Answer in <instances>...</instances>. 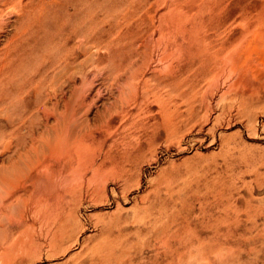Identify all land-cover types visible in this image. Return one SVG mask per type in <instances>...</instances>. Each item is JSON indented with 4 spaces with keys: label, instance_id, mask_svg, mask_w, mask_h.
<instances>
[{
    "label": "rangeland",
    "instance_id": "374dc122",
    "mask_svg": "<svg viewBox=\"0 0 264 264\" xmlns=\"http://www.w3.org/2000/svg\"><path fill=\"white\" fill-rule=\"evenodd\" d=\"M70 1L78 7L77 14H72ZM82 3L88 12L91 43L82 52L80 37L70 40L73 59L53 75L51 69L44 72V76L50 73L44 79L49 88L45 84L38 91L28 90L24 83L36 67H31L37 56L34 45L54 40L55 17L63 18L66 25L71 19L76 25ZM263 3L264 0H0V106L10 107L0 108V240L5 233L10 238L23 227L18 213L29 200L38 203L41 199L39 184L33 179L36 174L44 176L40 151L30 144L31 132L21 126L20 119L29 118V123L48 117L52 124L58 118L60 124L62 118H70L74 131L78 130L73 138L83 136L86 145L81 160L74 159L76 167L77 162H85L86 170L82 166V172L65 173L72 178L68 185L75 194L61 201L55 223H42L29 210L25 214L31 233L40 243L37 255L10 258L9 263L2 257L0 264H91L96 261L90 256L92 248L107 243L118 250L128 249L133 264H264V65H259L252 79L250 94L242 97L231 70L227 72L231 65V30L239 31L241 20L261 9ZM237 13L240 16H235ZM195 38H205L204 42L218 50L211 65L207 63L205 67L219 70L218 75L216 81L201 80L206 89L199 81L193 86L199 88L198 92L186 84L182 87L185 95L182 91L179 94L169 85L175 67L189 63L188 48L196 47ZM124 66L128 70L122 69ZM23 68L31 69L25 72ZM222 74H227V79ZM157 79L164 81L160 93H154ZM6 86L8 90L3 89ZM251 101L254 102L250 104ZM25 107L28 112L25 110L22 116ZM22 143L30 145V150ZM21 147L26 154H22ZM36 155H40V161ZM46 156L52 162L62 160L60 151ZM100 163L102 175H93ZM111 167L119 168L121 178L108 173ZM64 219L63 240L52 249L47 239ZM209 245L218 248L209 251ZM201 246L208 249L200 252Z\"/></svg>",
    "mask_w": 264,
    "mask_h": 264
},
{
    "label": "bare ground",
    "instance_id": "6f19581e",
    "mask_svg": "<svg viewBox=\"0 0 264 264\" xmlns=\"http://www.w3.org/2000/svg\"><path fill=\"white\" fill-rule=\"evenodd\" d=\"M41 2V1H40ZM59 2V1H58ZM262 2V1H261ZM65 2H63L64 4ZM67 3V1H66ZM82 7L80 8L79 10V17L80 19L78 20L77 24L75 25L74 23H71V19H70V23L71 24H68L67 25L64 23L63 21V18H58V17H55L57 18L58 20H56V31L53 33V35L56 34V37L54 38L53 41H50L49 44L47 42H45L44 44L40 41L39 42V39L37 38L36 36V41L39 42L40 44H36V46L34 45V50H35V53L37 52V56L35 57V63L31 64V67L32 65L36 67H34V69H32L30 71V74H28L29 76V80L25 81V85L28 90H35V91H38L40 88H43L45 86V84L47 82H45V78H49V74L48 76H44V72L47 71L48 69H51L52 70V75L53 73L55 74L57 69H61L63 68L64 66L62 64H67V62L71 59H73L72 57V52L71 50H74L73 48V43L70 41V40H73L74 38L81 39V45H80V50L85 51V48L87 47V44L88 43H91V42H88L89 41V35H88V30H89V26H88V12H87V8H86V5L85 3H82ZM42 5V4H40ZM48 5V4H47ZM65 6H67L66 4H64ZM71 6V9H72V14H77L76 12V9H78V7H75V4H73V2H69V4ZM81 5V4H80ZM264 5V3L262 4ZM261 5V9L259 10H256L254 12L251 13V15H248V16H245L242 20H241V23L240 25L242 26L241 29L239 31L237 30H231V50H228L231 51V65L228 67V71L225 70V72H231V76L233 77V83L238 85L241 89V94H239V96L241 95H244V94H247L249 92H251L250 90V87L253 85L252 84V79L255 77L256 73L259 72V65H264V6ZM36 6V5H35ZM43 6V5H42ZM64 6V7H65ZM39 8L42 9V7L40 6ZM67 8V7H65ZM243 9V8H242ZM65 10V9H64ZM69 10V6H68V9ZM65 10V11H67ZM245 10V9H244ZM58 11V10H57ZM31 12V10H30ZM244 12V11H243ZM246 12V10H245ZM70 13V12H68ZM235 13V11H234ZM242 14V12H239ZM71 14V13H70ZM71 14V15H72ZM232 14V13H231ZM249 14V13H248ZM29 15V14H28ZM42 15V14H41ZM45 15V14H44ZM60 15V14H59ZM233 15V14H232ZM231 15V16H232ZM39 16V14H38ZM63 16V15H62ZM235 16H240L238 13L237 15ZM242 16V15H241ZM25 17V16H24ZM31 17V15H30ZM37 17V16H36ZM35 17V18H36ZM66 17V16H65ZM64 17V18H65ZM26 18V17H25ZM28 18V16H27ZM69 18H72V16H69ZM241 18V17H240ZM68 18H66L65 20L67 21ZM235 19V17L233 18ZM27 21V20H26ZM63 21V22H62ZM38 24V23H37ZM65 26V27H64ZM52 27V26H51ZM66 27H69L70 30L68 29H65ZM38 28V27H37ZM93 28V27H92ZM40 29V28H39ZM68 30V32H67ZM91 33V32H90ZM39 35V34H38ZM44 37V36H42ZM53 37V36H52ZM197 38V36H196ZM195 38V39H196ZM208 42L209 40H211L210 38L211 37H208ZM227 38V37H226ZM79 39V40H80ZM205 39V38H204ZM204 39L203 40H198L196 39V47L194 45V43H192L194 45L195 48H188L189 51H188V54L190 56H188L189 58L191 57L189 63L187 61V64H182L178 67H175V73L173 74V79L171 80H167L170 82V85L165 81V83H167L169 86H171L170 88H172L174 91H182L183 94H184V90H182V87L184 85L187 84V86H190L192 87V89L194 88L193 86H195L197 83H199L200 81V85L202 84L201 83V80L204 79V78H212V79H215L217 77V73L219 70H216L215 69H212V67L210 68H207L205 69V67L208 66L207 63H209L211 65V61H213L212 59H214V57L216 56V54L218 53L217 49H214L213 47H210L209 46V43L208 42H204ZM228 39V38H227ZM226 39V40H227ZM247 39V40H246ZM42 40V39H41ZM194 41V40H193ZM225 42V40H224ZM32 43V42H31ZM211 43V42H210ZM221 43V42H220ZM217 42V44H220ZM223 43V42H222ZM227 43H228V40H227ZM16 44V43H15ZM34 44V43H33ZM78 44V43H77ZM191 44V43H190ZM211 44H214V41L213 43ZM216 44V46H217ZM225 44V43H224ZM224 44L223 45V50H225L224 48ZM18 45V44H17ZM16 45V46H17ZM27 45V44H26ZM25 45V46H26ZM191 45V46H193ZM230 46V43L228 44ZM227 45V46H228ZM30 46V45H29ZM28 46V47H29ZM189 46V45H188ZM219 47V46H218ZM24 48V47H23ZM63 48H65L64 50L66 51H63ZM9 49V48H8ZM220 49V47H219ZM87 50V49H86ZM2 51V50H1ZM26 51V50H25ZM185 51V50H184ZM81 52V53H82ZM10 53V52H9ZM16 53V52H15ZM224 53L228 54L226 51H224ZM13 54V53H12ZM29 54V53H28ZM220 54V53H219ZM224 54V56L226 55ZM6 55V54H5ZM186 55V53H185ZM218 55V54H217ZM129 55H127L128 57ZM227 57V56H226ZM3 58V57H2ZM23 59V58H22ZM137 59V58H136ZM226 59V58H225ZM37 60V61H36ZM48 60V61H47ZM186 60V59H185ZM227 60V59H226ZM123 61V60H121ZM184 61V60H183ZM30 62V61H29ZM48 62V63H47ZM125 62V61H124ZM135 63V62H134ZM27 64V63H26ZM24 64V65H26ZM130 64V63H129ZM128 64V65H129ZM120 65V64H119ZM28 66V65H27ZM66 66V65H65ZM118 67V65H116ZM122 66V65H121ZM120 66V67H121ZM225 66H228L225 65ZM224 66V67H225ZM116 67V68H117ZM131 66H129V69H130ZM137 67V66H136ZM22 68V67H20ZM36 68V69H35ZM66 68V67H65ZM112 68V67H111ZM124 67H122V69H124ZM132 68V67H131ZM215 68V67H214ZM227 68V67H226ZM23 69H26V68H23ZM31 68H27L25 70V72H27L28 70H30ZM120 69V70H122ZM174 69V68H173ZM221 69V68H220ZM119 70V71H120ZM125 70H128V68L126 67ZM17 71V70H16ZM114 71V70H113ZM124 71V70H122ZM19 72V70H18ZM24 72V73H25ZM50 72V71H48ZM115 72V71H114ZM118 71L116 70V73ZM132 73V72H131ZM187 73H190V75H185ZM119 74V72L117 73ZM116 74V76H117ZM171 74V73H170ZM229 74V73H228ZM263 74V73H261ZM115 75V73H114ZM227 74H225L226 76ZM19 76V75H18ZM44 76V78H43ZM55 76V75H54ZM123 76V75H122ZM126 76V75H125ZM223 77H225L223 74H222ZM220 76V77H222ZM229 76V75H228ZM227 76V77H228ZM21 77V76H20ZM130 77H133L130 76ZM162 77V76H161ZM264 77V76H263ZM262 77V79H263ZM35 78H37L36 80H34ZM52 78V77H51ZM129 78V77H128ZM157 78V77H156ZM226 78V77H225ZM260 78V77H259ZM14 79V78H12ZM45 79V80H44ZM115 79V77H114ZM117 79V78H116ZM126 79V78H125ZM154 78H152L153 80ZM218 79V78H217ZM220 79V78H219ZM218 79V80H219ZM227 79V78H226ZM229 79V78H228ZM232 78H230L229 80H231ZM131 80V79H130ZM156 80V79H155ZM158 82L156 81H153L154 83V93H160V89L162 90V86H160L163 82L162 80L159 81V79H157ZM13 81H17V80H13ZM48 81V80H47ZM49 81L51 82V79H49ZM118 81V80H117ZM124 81V80H123ZM129 81V79H128ZM132 81V80H131ZM135 81V80H134ZM216 81V79L214 80ZM226 81V80H225ZM24 82V81H23ZM49 82V84H51ZM144 82V81H143ZM148 82V81H147ZM209 82L211 81H208V84ZM255 82V81H254ZM257 82V80H256ZM56 83V82H55ZM146 83V82H145ZM206 83V82H205ZM204 83V84H205ZM24 84H21V85H24ZM140 84V83H139ZM189 84V85H188ZM197 84V85H199ZM207 84V85H208ZM28 85V86H27ZM48 86V84H46ZM123 85V84H122ZM132 85V84H131ZM142 85V83H141ZM196 85V86H197ZM206 85V84H205ZM214 85V84H213ZM218 85V84H217ZM231 85V84H230ZM256 85V84H255ZM11 88L13 86V84L9 85ZM51 86H54V84ZM128 86V85H127ZM133 86V85H132ZM139 86V85H138ZM144 88H143V87ZM141 87L144 89H146V85H142ZM165 88L167 87V85H164ZM163 86V87H164ZM186 86V87H187ZM203 86V85H201ZM200 86V87H201ZM211 86V85H210ZM4 87V86H3ZM19 87V86H18ZM134 87V86H133ZM189 87V88H190ZM204 87V86H203ZM230 87V86H229ZM235 87V86H233ZM8 86H6V88H3V89H7ZM45 88V87H44ZM47 88V87H46ZM49 88V86H48ZM140 88V89H142ZM185 88V86L183 87V89ZM197 88V87H196ZM194 88V90L196 89ZM202 88V87H201ZM205 88V87H204ZM207 88V87H206ZM205 88V89H206ZM211 88V87H209ZM227 88V87H226ZM237 88V87H236ZM263 88V87H262ZM261 88V90H262ZM1 89V90H3ZM26 89V90H27ZM133 89V88H132ZM135 89V88H134ZM137 89H139V87H137ZM167 89V88H166ZM192 89H189V92L191 91V93L194 94V92H192ZM225 89V88H224ZM223 89V90H224ZM228 89V88H227ZM5 90V91H6ZM19 90V89H18ZM45 90V89H44ZM128 90V89H127ZM149 90V89H148ZM199 90V88H198ZM198 90L196 89V91L198 92ZM237 90V89H236ZM258 90V89H257ZM259 90V94H260V91ZM22 91V90H21ZM141 91V90H140ZM147 91V90H146ZM208 91V90H207ZM222 91V90H221ZM232 91V90H231ZM2 92V91H0ZM32 92V91H31ZM46 92V91H45ZM49 92V91H48ZM122 92V91H121ZM136 92V91H135ZM144 92V91H143ZM148 92V91H147ZM165 92V90H164ZM173 92V91H172ZM188 92V91H186ZM255 92V91H254ZM6 92H4L5 94ZM130 93H131V90H130ZM152 93V92H150ZM171 93V92H170ZM169 93V94H170ZM190 93V94H191ZM222 92H220V95H221ZM233 93V92H232ZM253 93V92H252ZM30 94V93H29ZM42 94V93H41ZM48 94V93H47ZM51 94V93H50ZM121 94V93H120ZM125 94V93H124ZM132 94V93H131ZM135 94V93H134ZM142 94V93H141ZM163 94V92H162ZM168 94V95H169ZM173 94V93H172ZM175 94V93H174ZM173 94V95H174ZM179 94H181L179 92ZM178 93L175 94L177 95V97H181ZM189 94V95H190ZM225 94V93H224ZM250 94V93H249ZM254 94V93H253ZM252 94V95H253ZM257 94V93H255ZM17 95V94H16ZM44 95V93H43ZM145 95V94H143ZM150 95V94H149ZM174 95V96H175ZM179 95V96H178ZM185 95V94H184ZM188 94H186V97H187ZM219 95V94H218ZM251 95V97H252ZM2 97H4L3 95H1ZM35 96H36V93H35ZM156 96V95H155ZM238 96V97H239ZM248 96V95H247ZM246 96V97H247ZM1 97V98H2ZM123 97V95H122ZM131 97V96H130ZM146 98V96H144ZM160 97H161V94H160ZM167 97V95H166ZM192 97V96H191ZM220 97V96H219ZM225 97V96H224ZM237 97V98H238ZM239 97V98H241ZM244 97V96H243ZM258 97V96H257ZM25 98V97H24ZM48 98V97H47ZM141 98V97H140ZM154 98V97H153ZM194 98V97H193ZM223 98V97H221ZM220 98V99H221ZM26 99V98H25ZM32 99V97H31ZM128 99V98H127ZM264 99V98H263ZM14 100V99H12ZM23 100V98H22ZM37 100V99H35ZM34 100V101H35ZM135 100V99H134ZM142 100V99H141ZM217 100V99H216ZM215 100V102H216ZM244 100V98H243ZM241 100V101H243ZM252 100V98H251ZM0 101H3V100H0ZM6 101V99H5ZM11 100H9L10 102ZM17 101V100H15ZM15 101H12L15 103ZM136 101V100H135ZM232 101V100H231ZM239 101V102H241ZM245 101V100H244ZM247 101V100H246ZM256 101V99H255ZM259 101V99H258ZM24 102V100H23ZM254 102V101H253ZM252 101L249 102L250 104L253 103ZM3 103V102H2ZM13 105H16L14 104ZM30 103V102H29ZM33 103V102H32ZM218 103V102H217ZM221 103V102H220ZM224 103V102H223ZM249 103H247L249 105ZM8 104V103H7ZM6 104V105H7ZM31 104V103H30ZM34 104V103H33ZM219 104V103H218ZM256 104V103H255ZM36 105V104H35ZM221 105V104H220ZM246 105V103H245ZM5 106V104H4ZM33 106V105H32ZM244 106V104H243ZM251 106V105H249ZM16 107V106H15ZM14 107V108H15ZM22 107H24L22 105ZM35 107V106H33ZM31 107V109L33 108ZM247 107V105H246ZM243 108V109H246L247 108ZM0 108H3V109H7L6 107H2L0 106ZM250 108V107H249ZM10 109V107L8 108ZM7 109V110H8ZM11 109H13L11 107ZM14 110V109H13ZM25 110H26V107L24 108V113H22L21 115L24 116L26 113H25ZM28 110V109H27ZM26 110V112H28ZM209 110V109H208ZM224 110V109H223ZM12 111V110H11ZM21 111V110H20ZM37 111V110H36ZM34 111V112H36ZM206 111V110H205ZM204 111V112H205ZM219 111V110H218ZM23 112V110H22ZM38 112V111H37ZM224 112V111H223ZM112 113V112H111ZM209 113V112H208ZM12 114V113H11ZM24 114V115H23ZM222 114V113H221ZM9 117H10V114H8ZM20 115V113H19ZM17 115V116H19ZM31 115V114H30ZM34 115V114H33ZM224 115V114H222ZM14 116V115H13ZM21 116V117H22ZM49 116V115H48ZM53 116V115H52ZM67 116V115H66ZM20 117V118H21ZM27 117V116H26ZM29 117V115H28ZM36 117V116H35ZM42 117V115H41ZM45 117V116H44ZM13 118V117H12ZM19 118V119H20ZM37 118V117H36ZM48 118V117H47ZM47 118L45 117V119H39L38 118V121L37 122H33L32 120H30L29 123H26V121L29 120V118L25 119L24 117H22L20 119V124L21 126L23 127H26L25 129L28 131L31 132V136H29V142L30 144L35 147L37 150L40 151V155H41V159H40V155H36L37 156V160L40 161V165L43 166L44 168V176L42 177V175L40 176L38 174V176L36 177L35 175V178H33L35 180L36 183L39 184V192L41 194V199L40 201H38V203L29 200V203L27 205L24 206L23 210H21L19 213H18V216L20 217V219L24 222L23 224V227L19 230H17L16 234H10V238L8 236L7 233L4 234V238L3 240H0V242H2L3 244H1V256H0V259H4V261L8 262V259L10 258H20V259H23L24 257L27 258V256H33V255H37V250L39 248V244L38 242L36 241L35 237L33 236V234L31 233V230H32V226L31 224H28L27 222V218H25V214L27 212V210H29V213L30 215L32 216H35V218L38 219V221H41L42 223H48L52 220H54V223H55V218L58 217V216H55L56 213L58 212V210H60V205H61V201L64 200L65 198H67L66 196H73L75 194L74 192V188L70 187L68 184L69 182H71L70 180L72 179L71 176H68L66 175L65 173L68 174V170H79V171H84L86 170V165H85V162H77V167L76 165L74 166V159L76 158H80L79 161L81 160V152L85 150V143H84V137L83 136H80L78 138L77 135L75 138H73V134H74V128H73V125H71V123L69 122L70 121V118H66L68 119L65 120L64 118H62V123L59 124V119L56 118L54 121L55 122H52V124H50L47 120ZM53 118V117H52ZM51 118V119H52ZM35 119V118H34ZM72 119V118H71ZM11 120L12 119H9V122L11 123ZM84 122V121H81V123ZM73 124V123H72ZM75 124V123H74ZM85 124V123H84ZM15 125V123L13 124ZM83 125V124H82ZM10 126V125H9ZM77 126V125H75ZM19 128L20 125L18 126ZM78 127V126H77ZM83 127V126H81ZM79 128V127H78ZM82 129V128H81ZM87 129V128H86ZM11 130V129H10ZM14 130V129H13ZM20 130H23V129H20ZM35 130L37 131V134L35 132ZM76 130V129H75ZM78 130H76L75 133H77ZM21 132V131H20ZM26 132V131H24ZM21 133V134H25V133ZM10 133H13V132H10ZM83 133V132H81ZM19 134V133H18ZM17 133L15 135H18ZM28 134V133H27ZM13 135V134H11ZM13 135V137L15 136ZM80 135V133H79ZM22 136V135H21ZM25 136V135H24ZM18 136H15L14 139H17ZM20 137V135H19ZM27 138V137H26ZM25 138V139H26ZM10 142V141H9ZM16 142V141H15ZM23 142V141H22ZM5 143V142H4ZM12 144V143H11ZM23 146H27V144H24L22 143ZM8 145V144H7ZM10 145V144H9ZM8 145V146H9ZM14 145H17V143ZM19 145V144H18ZM29 145V143H28ZM11 146V145H10ZM20 146V145H19ZM22 146V145H21ZM30 146V145H29ZM27 146L26 148H29L30 150V147ZM7 148V147H6ZM23 148V147H21ZM8 149V148H7ZM19 149V148H18ZM18 151V154H19V150ZM21 152L22 151H25L24 154L27 153V151L23 148L20 150ZM31 151H32V148H31ZM56 151H60L61 154H62V160L60 162H55V161H51L47 158L46 156V153H55ZM11 152V151H10ZM5 153V152H4ZM83 153V152H82ZM2 154V153H1ZM16 154V155H18ZM23 154V152H22ZM57 154V153H56ZM15 155V154H13ZM30 155V153H29ZM74 155H76V157L74 158ZM21 156V155H20ZM27 156V155H25ZM31 156V155H30ZM34 157V155H33ZM32 158V157H31ZM31 158L29 160H31ZM35 158V157H34ZM28 163V162H27ZM31 163H34L33 161ZM82 163H84L83 165H81ZM38 164V165H39ZM28 165V164H27ZM25 165V166H27ZM37 165V164H36ZM35 165V166H36ZM84 167V170H83V167ZM96 166V165H95ZM101 166H102V163L98 164L94 169H93V175H96V174H100L102 175L101 173L103 172L101 170ZM31 167V166H30ZM34 167V166H33ZM32 167V168H33ZM28 168V167H27ZM31 168V170H32ZM39 168V167H37ZM41 168V167H40ZM98 168H100L99 170H97ZM27 170V169H26ZM29 170V169H28ZM40 170V169H39ZM41 171V170H40ZM42 171V172H43ZM81 171V172H82ZM29 172V171H28ZM39 172V171H38ZM75 172V171H74ZM80 172V174H82ZM40 173V172H39ZM85 173V172H84ZM108 173H111L113 175H115V177L119 178L120 175H121V171L117 170V168L115 167H111L109 170H108ZM78 174V173H77ZM26 175V174H25ZM85 175V174H84ZM22 176V175H21ZM76 176V175H75ZM79 177V175H77ZM83 176V174L81 175ZM86 176V175H85ZM17 178V177H16ZM121 178V177H120ZM32 179V180H33ZM80 180V179H79ZM0 182H3L2 180H0ZM23 183V182H22ZM1 186V184H0ZM1 188V187H0ZM4 188V187H3ZM7 188V187H5ZM5 192L7 191L6 189H4ZM3 191V190H2ZM103 192V191H102ZM85 193V192H84ZM104 193V192H103ZM9 194V193H8ZM93 195V193L91 194ZM6 196V195H5ZM77 196V194L75 195ZM95 197V196H94ZM216 198V197H215ZM3 199V198H2ZM94 199V198H93ZM9 201V200H8ZM7 201V202H8ZM217 201V200H216ZM0 203H3V202H0ZM6 203V202H5ZM5 203L3 205H5ZM11 204V203H10ZM10 204H8L7 206L9 207ZM2 205V204H0ZM4 207V206H3ZM6 207V206H5ZM6 209V208H5ZM8 209V208H7ZM62 210V209H61ZM5 212V211H4ZM3 212V213H4ZM10 213V212H9ZM59 215L61 214L62 215V212L61 213H58ZM4 215V214H3ZM8 215V214H7ZM31 216V217H32ZM3 217V216H1ZM0 217V218H1ZM27 217V216H26ZM60 217V216H59ZM14 218V217H13ZM33 218V217H32ZM34 219V218H33ZM140 219H143V218H140ZM20 220V221H21ZM144 220V219H143ZM152 220V219H151ZM218 220V219H217ZM7 221V220H6ZM19 221V219H18ZM27 221V222H26ZM66 221V219L64 220H61L60 224L57 225V227L52 231L50 232V235L48 237V244L51 245V248H52V245L55 246L56 244L59 243L60 240H63L61 239L62 235L64 234L65 231V224L64 222ZM3 222V221H2ZM5 222V220H4ZM58 222V221H57ZM145 222V221H144ZM217 222V221H216ZM225 222V221H224ZM20 223V222H19ZM146 223V222H145ZM152 223V222H151ZM218 223V222H217ZM3 224V223H2ZM1 224V225H2ZM5 224V223H4ZM22 224V223H21ZM20 224V225H21ZM40 224V223H39ZM147 224V223H146ZM143 225V224H142ZM215 225V224H214ZM218 225V224H217ZM216 225V226H217ZM231 225V224H229ZM227 225V226H229ZM4 227V225H2ZM6 226V224H5ZM43 226V225H42ZM145 226V225H144ZM148 226V225H147ZM183 226V225H182ZM185 226V225H184ZM39 227V226H38ZM142 227V226H140ZM162 228V227H161ZM4 230V228H2ZM184 229V228H183ZM229 229V228H228ZM182 230V229H181ZM180 230V231H181ZM186 231V228L184 229ZM142 231V230H141ZM179 231V232H180ZM181 233H179V235L181 236ZM185 233V232H184ZM230 233V232H228ZM227 233V234H228ZM175 234V233H174ZM178 236V235H177ZM183 236V234H182ZM227 236V235H226ZM229 236V235H228ZM179 238V237H178ZM46 240V239H45ZM227 240V239H226ZM182 241H183V238H182ZM63 243V241H62ZM215 245H217L216 243H214ZM211 245V244H210ZM209 245V246H210ZM213 245V246H207L209 248V251L210 249H212L213 247L216 248V246ZM42 247V246H41ZM57 247V246H55ZM207 247H204V246H201V249H200V252L201 250L203 249H208ZM50 248V249H51ZM218 248V247H217ZM216 248V249H217ZM53 249V248H52ZM215 249V250H216ZM212 254V252H210ZM90 254V253H89ZM92 254V255H91ZM90 254L91 257L95 258L96 261L95 263H90L91 264H104V263H109V264H112V263H115V264H123L125 261L127 262V264H133V259H132V256L131 254L129 253V250L128 249H124V248H121L120 250H118L116 248V246L114 244H102L101 246H97L95 248H92V253ZM178 254V253H177ZM181 253H179L178 256L181 257L180 255ZM201 255H203L202 253H200ZM209 253L207 252V254H204V255H208ZM3 255V256H2ZM203 255V256H204ZM213 256V255H212ZM89 257V258H91ZM179 257V258H180ZM179 258H178V261H179ZM205 258V256H204ZM211 258V256H210ZM212 260V258H211ZM15 261V260H14ZM181 261V259H180ZM3 262V261H2ZM1 262V263H2ZM210 262V261H209ZM213 262V261H212ZM212 262L210 264H212ZM9 263V262H8ZM181 263V262H179ZM208 263V262H207ZM5 264V263H4ZM184 264V263H183Z\"/></svg>",
    "mask_w": 264,
    "mask_h": 264
}]
</instances>
